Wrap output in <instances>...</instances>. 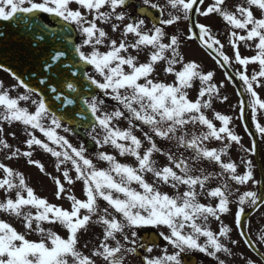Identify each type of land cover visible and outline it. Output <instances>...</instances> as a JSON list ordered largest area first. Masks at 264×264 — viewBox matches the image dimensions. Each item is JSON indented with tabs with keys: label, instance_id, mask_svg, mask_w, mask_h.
<instances>
[{
	"label": "snow or ice",
	"instance_id": "6c2138e0",
	"mask_svg": "<svg viewBox=\"0 0 264 264\" xmlns=\"http://www.w3.org/2000/svg\"><path fill=\"white\" fill-rule=\"evenodd\" d=\"M132 3L136 10L129 13ZM34 13H47L73 26L81 40L73 45L71 65L64 62V49L43 57V71L58 75L52 83L39 80L49 95L15 73V85L5 87L0 81V152L9 161L26 158L28 165L45 174V165L33 159L34 149L55 158L57 172L70 164L71 169L63 168L62 179L52 177L56 199H66L69 206L39 196L24 173L0 162V214L21 221L25 230L0 219V264H132L133 260L190 264L197 253L216 264H229L239 240L232 238L227 215L234 216L239 236L254 248L242 230L245 206L255 207L264 200V179L256 178L251 158L241 157L238 164L230 158V150L238 145L247 156H254L257 146L253 142L245 148L231 127L234 118L214 110L217 99L221 103L228 99L221 95L224 85L214 82L213 71L185 59L182 42L198 41L220 68H235V78L243 85L241 95L248 97L239 101L238 118L244 121L250 109L256 132L264 137V124L258 120L264 115V99L257 91L264 89V0H211L206 6L205 0H0V21L16 19L30 26ZM212 16L225 24L231 55L211 27L199 22L200 17ZM185 22L187 35L179 31ZM46 30L42 28L40 35L33 32L32 39L45 40ZM242 47L254 54L243 55ZM80 65L89 66L92 73ZM250 65L257 70L249 75ZM61 67L76 68L71 77L82 75L116 106L102 109L105 101L95 95L81 99L77 83L60 73ZM225 77L234 79L227 70ZM49 100L58 102L55 110ZM78 101L92 117L88 135L98 149L95 159L107 167H98L83 145L74 147L58 132L71 129L63 126L68 112H57ZM80 119L87 116L80 114ZM123 121L125 127L120 126ZM16 124L22 126L27 150L13 147L6 138L16 139L17 134L5 133L4 125ZM211 142L219 146H209ZM106 146L132 162H121L104 150ZM158 155L164 157L163 164ZM77 182L83 198L65 187ZM240 186L259 191H242ZM213 223L218 224L215 230ZM57 229H63V235ZM152 230L166 242L164 247L141 238ZM33 233L39 239H29ZM258 242L264 245V229ZM141 251L146 254L137 256ZM240 259L256 264L243 254Z\"/></svg>",
	"mask_w": 264,
	"mask_h": 264
},
{
	"label": "rangeland",
	"instance_id": "374dc122",
	"mask_svg": "<svg viewBox=\"0 0 264 264\" xmlns=\"http://www.w3.org/2000/svg\"><path fill=\"white\" fill-rule=\"evenodd\" d=\"M211 3V0H205V6ZM75 7V6H73ZM200 23L207 24L211 27L213 34L217 35L218 38L221 40L222 43L225 44V52L226 54L231 55V52L229 50V46L227 44V39L225 35V24L224 22L216 16H212L210 19H205L203 17L198 18ZM187 22L182 24L179 28V31L181 33H184L187 35ZM87 51V49H85ZM242 54L246 56H251L254 54L253 51L248 50L246 48H241ZM182 53L185 56L186 60H195L196 62L200 63L204 71H213L215 73L214 76V82L219 84H223L224 87L220 90L222 96H227L228 99L227 101H224L221 103L220 99H217L214 103V110L219 111L222 114L230 115L232 116L233 123L231 124V127L233 130L242 138V144L245 148L250 147L251 144L254 142L253 138L251 135L248 133V131L244 127L243 121H241L239 117V101L242 99L241 96L239 95L234 83L232 81H228L225 77V71L223 68H220L218 65H216L215 61L205 52V50L199 45L197 41H183L182 42ZM141 61H143V56H141ZM239 67V66H237ZM235 72V68H231ZM257 70V66L250 65L248 67V74L250 75L252 71ZM92 73V71H90ZM0 81L4 83L5 87H10L12 85L16 84V80L11 77L9 74L6 72L2 71L0 69ZM241 87L243 89V85L241 82ZM20 91H23V89H20ZM243 91V90H242ZM259 92L260 96L262 99H264V89H257ZM13 96L16 95V92L12 93ZM191 95L194 97L195 96V91L191 93ZM246 95V94H245ZM247 97V95H246ZM98 99H102L105 101L104 105L102 106L103 108H106L107 110L111 111L113 107L116 106V103L112 100H110L108 97H105L101 92L100 95L97 96ZM248 99V97L246 98ZM27 106V105H26ZM208 115L211 118L212 116V111H208ZM248 116L250 119V123L253 125V122L251 120V112L250 109H248ZM258 120L261 124H264V115H258ZM217 126H219V122H216ZM121 127L126 126V121L121 122ZM5 127V133H10V132H16L17 138L13 139L10 135H8L6 138L8 139V142L13 145V147H20L21 150H27L25 148V145L22 143V141L25 139V135L22 130V126L19 124L13 125V126H8L4 125ZM64 127H67L64 125ZM255 128V127H254ZM256 130V129H255ZM60 135H64L69 142L74 146V147H79L80 145H83L86 149V155L93 159V162L97 164L98 167H107V164L104 162L97 161L95 159V152L98 150L94 144V142L91 140L90 136L88 135L89 132H91V129L89 130H84L81 132V134H75L73 131H70L68 133H65L61 130H58ZM36 135L40 138L43 139L40 133H36ZM139 135V133H137ZM260 142H261V157L262 161L264 163V137H262L258 133ZM52 147H56L55 145H50ZM166 147V144L164 145ZM209 146H219L217 142H211ZM60 150V149H57ZM105 151L109 152L110 154L116 155L117 159L120 160L121 162L124 163H131L132 158L128 157H120L118 153L115 152V150L111 149L110 147H107L104 149ZM251 158L254 163L255 167V175L257 179H260V171L258 164L256 163L255 155L254 156H247L240 148V146H234L230 150V158L235 160L238 164L240 163V158ZM33 159L40 160L41 163L45 165L46 168V173H41L36 167L32 165H28L26 162V158H21L19 160H12L9 161L4 158V154L0 152V162H3L5 164H8L18 171H21L24 173L26 181L29 183L31 187H33L36 191V193L44 198H47L50 203H54L57 205H62L64 207L69 206V202L66 199H61L57 200L54 193H55V185L53 183L52 177H58L62 179V171L64 167H68L71 169L70 164L69 165H63L61 166V172H57L55 170V165L53 161L55 158L51 157L50 154L44 153L42 149H34V155ZM157 161L160 164L164 163V157L162 156H157L156 157ZM70 174L74 176V172L70 170ZM66 188H70L71 193L75 194L77 197L83 198L82 193H81V188L82 185L80 182H77L74 186H69L65 184ZM241 190H255L259 191L258 187L255 188H249V186H240ZM171 192V189H166ZM67 195V193L65 194ZM246 211H249L252 207L251 206H245ZM232 211L233 213L236 211V206H232ZM0 219H5L8 222L12 223L14 227H16L19 231H25L23 228V225L21 221L9 217L4 214H0ZM225 222L229 223V225L233 228V233H232V238L239 240V244L237 246H234V252L235 256L233 258L229 259V264H244V262L240 259V255L243 254V256L247 257L248 259H252L253 261L256 262V264H264L262 263L261 260L255 256V254L247 247V245L244 243V240L242 237L239 236V229H236L235 224H234V216L232 215H227L224 217ZM211 227L215 230L218 228L217 223L211 224ZM246 229L251 236L254 244L257 246V248L262 251L264 254V245H261L258 242V235L260 234V231L264 229V205L256 213L252 218H250L247 223H246ZM61 235H63L64 230L63 229H57ZM29 239H39L37 235L29 234L28 235ZM142 238V237H141ZM166 242H162L159 245L161 247H164ZM158 251V250H156ZM146 253L138 252L136 255H144ZM198 258V264H216V261L213 260V258L205 256L204 254H194ZM132 264H138V260H133Z\"/></svg>",
	"mask_w": 264,
	"mask_h": 264
},
{
	"label": "water",
	"instance_id": "95a60500",
	"mask_svg": "<svg viewBox=\"0 0 264 264\" xmlns=\"http://www.w3.org/2000/svg\"><path fill=\"white\" fill-rule=\"evenodd\" d=\"M32 16L34 19L29 20L30 26H26L22 22H18L16 19L12 21H0V65H3V68L8 69L11 73H15L30 87H35L45 95H49L45 90V86L39 84V80L45 79L48 80L49 83H52L58 79V75L51 71H43V57L46 54H50L54 49H64L66 50L64 62L71 65L75 59V53L73 50L75 34L72 27L66 25V23L59 18L52 17L57 26L50 28L43 22L40 13H34ZM37 25L41 27H37ZM42 28L47 29L44 32L46 39L39 42L34 41L32 39V33L35 32L36 35H40ZM53 33H55V35H53ZM76 63L79 64V61L77 60ZM87 67L88 66L80 65V68L83 70H86ZM75 70L77 69L72 68L71 70H65L61 67L58 71L64 76H67L73 82L77 83L78 90L83 93L81 99L90 95H95L96 89L94 86H90L88 81L83 79L82 75H78L77 77L70 76V71ZM63 91L67 94L66 89H63ZM48 102L53 105V109L55 110L56 103L58 102L51 100ZM61 112H68V115L63 118L64 122L76 126V130H78L79 127H90L89 125L92 122V117L90 113L84 112L79 101L77 104L69 106L68 109H64L63 106H61L57 114L59 115ZM74 112L76 113L75 116H73ZM80 114L86 115L87 119L81 120ZM245 123L248 126L247 118L245 119ZM248 128L255 137L254 131L250 127ZM255 144L257 146V142ZM261 202L258 203L252 211L244 215L245 219L256 211ZM242 230L244 231V228ZM144 234L145 237L148 236V233L144 232ZM246 237L249 239L247 234ZM150 239L156 240L157 243L160 240L155 233H151ZM194 262L195 260L192 258L190 264H193Z\"/></svg>",
	"mask_w": 264,
	"mask_h": 264
},
{
	"label": "flooded vegetation",
	"instance_id": "af4514ba",
	"mask_svg": "<svg viewBox=\"0 0 264 264\" xmlns=\"http://www.w3.org/2000/svg\"><path fill=\"white\" fill-rule=\"evenodd\" d=\"M135 10H136V3H132V4L127 8V11H128L129 13H133V12H135Z\"/></svg>",
	"mask_w": 264,
	"mask_h": 264
}]
</instances>
